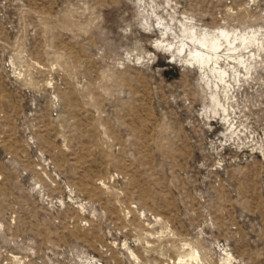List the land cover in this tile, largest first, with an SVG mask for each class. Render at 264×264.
<instances>
[{
	"label": "rangeland",
	"instance_id": "1",
	"mask_svg": "<svg viewBox=\"0 0 264 264\" xmlns=\"http://www.w3.org/2000/svg\"><path fill=\"white\" fill-rule=\"evenodd\" d=\"M0 264H264V0H0Z\"/></svg>",
	"mask_w": 264,
	"mask_h": 264
},
{
	"label": "bare ground",
	"instance_id": "2",
	"mask_svg": "<svg viewBox=\"0 0 264 264\" xmlns=\"http://www.w3.org/2000/svg\"><path fill=\"white\" fill-rule=\"evenodd\" d=\"M191 28H184L186 40L182 39L180 41L177 47L178 52L182 50L184 53H187L193 59L196 66L203 71L204 76L208 77V74L212 75L213 78L222 84V88L224 89L226 85L225 77L228 74H226L227 72L219 64V59L223 58L221 55H225L227 58L232 57L231 54L237 50L239 45L251 43L257 39L255 32H247V34H240L237 37L236 35L232 36L227 30L225 31L223 29H218L214 33L206 31L195 34L191 31ZM239 57L235 56L236 59L238 58V62L240 61ZM211 97L214 105L221 107L215 97V92H212Z\"/></svg>",
	"mask_w": 264,
	"mask_h": 264
}]
</instances>
